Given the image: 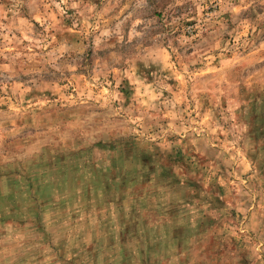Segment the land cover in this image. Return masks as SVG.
<instances>
[{
	"label": "rangeland",
	"instance_id": "1",
	"mask_svg": "<svg viewBox=\"0 0 264 264\" xmlns=\"http://www.w3.org/2000/svg\"><path fill=\"white\" fill-rule=\"evenodd\" d=\"M0 264H264V0H0Z\"/></svg>",
	"mask_w": 264,
	"mask_h": 264
}]
</instances>
